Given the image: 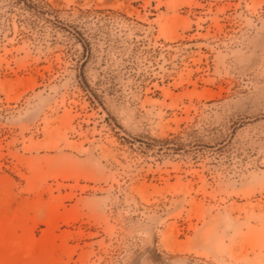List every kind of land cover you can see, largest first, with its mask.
<instances>
[{"label":"rangeland","instance_id":"374dc122","mask_svg":"<svg viewBox=\"0 0 264 264\" xmlns=\"http://www.w3.org/2000/svg\"><path fill=\"white\" fill-rule=\"evenodd\" d=\"M0 264H264V0H0Z\"/></svg>","mask_w":264,"mask_h":264}]
</instances>
